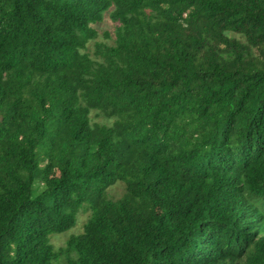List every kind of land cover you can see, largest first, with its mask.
<instances>
[{
	"label": "trees",
	"instance_id": "obj_1",
	"mask_svg": "<svg viewBox=\"0 0 264 264\" xmlns=\"http://www.w3.org/2000/svg\"><path fill=\"white\" fill-rule=\"evenodd\" d=\"M54 263L264 264V0H0V264Z\"/></svg>",
	"mask_w": 264,
	"mask_h": 264
},
{
	"label": "rangeland",
	"instance_id": "obj_2",
	"mask_svg": "<svg viewBox=\"0 0 264 264\" xmlns=\"http://www.w3.org/2000/svg\"><path fill=\"white\" fill-rule=\"evenodd\" d=\"M115 26L109 17V13H106L102 23L94 25L93 28L97 31V37L95 40L90 42L88 45L87 53L90 57L95 58L96 49L102 45H114L115 43ZM91 119L93 123L111 125L112 120L105 118L103 115H98L97 112L91 113ZM125 193V185L123 182H117L113 187L108 190V197L113 200L120 199ZM90 210H82L77 216L76 226L62 234H52L50 235V242L55 248L65 247L69 238L73 235H78L83 233L84 225L90 218ZM58 264V263H54Z\"/></svg>",
	"mask_w": 264,
	"mask_h": 264
}]
</instances>
